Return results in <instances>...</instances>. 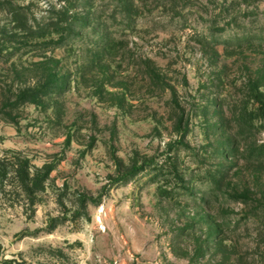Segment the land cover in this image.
I'll use <instances>...</instances> for the list:
<instances>
[{
  "label": "rangeland",
  "instance_id": "1",
  "mask_svg": "<svg viewBox=\"0 0 264 264\" xmlns=\"http://www.w3.org/2000/svg\"><path fill=\"white\" fill-rule=\"evenodd\" d=\"M17 8L81 26L25 45ZM257 97L264 0H0V264H264Z\"/></svg>",
  "mask_w": 264,
  "mask_h": 264
},
{
  "label": "trees",
  "instance_id": "2",
  "mask_svg": "<svg viewBox=\"0 0 264 264\" xmlns=\"http://www.w3.org/2000/svg\"><path fill=\"white\" fill-rule=\"evenodd\" d=\"M18 9V8H17ZM17 15H20L21 18L14 20V25L12 26L19 34H22V37L31 39L30 41H24L23 44H29L35 42L34 45L38 43V39L48 38L51 40H57V43H65L73 40V35L77 32V26L81 24L78 12H70L69 9H62L55 17L50 16L47 22L41 24L42 22H37L34 24H29L27 21L26 13L17 10ZM79 28V27H78ZM14 37L9 36V42L13 43ZM15 42V41H14ZM30 44V45H31ZM24 45V46H25ZM48 86H40L36 89H33L30 92L24 93L22 95L23 100L30 101L33 103H40L44 96L49 93ZM257 100L261 102V110L264 115V101L263 99ZM2 159H0V164ZM7 165V164H6ZM141 167H135L129 174V176H134L139 172ZM9 172V177L14 181L16 185H19L23 191L27 193H33L42 188V182L45 180L46 175L36 176L31 175L27 161H12L9 162V170L4 171L6 175ZM47 174V173H46ZM128 176V175H126ZM18 183V184H17ZM16 264H22L21 262H16Z\"/></svg>",
  "mask_w": 264,
  "mask_h": 264
}]
</instances>
